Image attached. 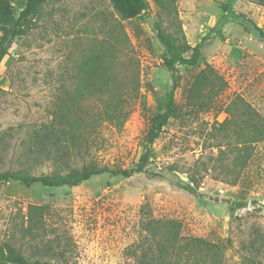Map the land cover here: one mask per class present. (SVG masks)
<instances>
[{
	"label": "rangeland",
	"instance_id": "obj_1",
	"mask_svg": "<svg viewBox=\"0 0 264 264\" xmlns=\"http://www.w3.org/2000/svg\"><path fill=\"white\" fill-rule=\"evenodd\" d=\"M147 1L130 19L110 0L47 3L5 54L0 26L1 171L132 168L148 147L157 174L105 173L73 187L0 182V244L52 264H264V138L253 129L264 127V38L254 30L264 31V5ZM9 2L18 16L25 0ZM158 24L202 43L196 66H176L175 110L160 129L171 72ZM29 204L50 212L29 224ZM158 219L226 248L173 245L149 227Z\"/></svg>",
	"mask_w": 264,
	"mask_h": 264
},
{
	"label": "trees",
	"instance_id": "obj_2",
	"mask_svg": "<svg viewBox=\"0 0 264 264\" xmlns=\"http://www.w3.org/2000/svg\"><path fill=\"white\" fill-rule=\"evenodd\" d=\"M61 0H25V6L21 10L18 16H15L14 9L9 0H0V26L7 27L6 36L4 38V44L2 46L1 54L7 53L11 47L15 37L26 35L31 29L30 19L37 15L40 8L50 2ZM114 9L118 12L121 18L130 19L141 15L144 11L149 9V3L147 0H110ZM257 3L264 5V0H256ZM247 25V24H245ZM254 30H257L261 37L264 38V31L261 27L254 25ZM157 35L160 41L164 44L167 50V57L164 58L165 67L171 72L170 88L167 93L166 110L164 114L159 116L161 128L162 123L168 121L173 115L175 110L174 95L178 86L177 76V64L193 67L196 66L201 59L202 43L191 45L187 42L185 37H178L166 30L163 26L158 24ZM190 52V55H185ZM199 87H195L197 91L201 90L202 84L198 83ZM253 129L260 135V138H264V127L260 125V128L253 126ZM52 129H47V132H51ZM56 135V134H55ZM57 136V135H56ZM150 142L156 137L152 136ZM60 145V138L53 141L52 144ZM59 150V149H58ZM38 151L46 153L42 148ZM61 151V150H60ZM59 151V153H60ZM65 153V152H64ZM52 152L48 150V155ZM152 160L148 147L141 155L136 166L132 168H110L108 166H87L83 165L79 170H69L66 172H53L46 174H30L28 171H12L0 170V182L16 181L26 186L33 184H40L46 187H61L69 186L73 187L79 185L85 181L90 180L94 176L101 174L121 175L124 177H130L137 172L147 171L151 174H156L154 171L148 169L149 165H152ZM157 175V174H156ZM199 187L197 179L193 176L190 177L189 185L187 189L195 192ZM50 212V206L48 204H29L27 212V220L29 224L41 223L45 216ZM156 224L160 226V233L164 235L167 242L179 244L180 240L185 241V245L188 247H198L199 250L213 253L218 255L226 247L218 243H212L203 237L197 236H181V223L174 219H158L151 220L149 227L155 228ZM230 245V240L228 241ZM0 264H52L50 261L41 259H28L21 251L17 250L10 242H3L0 244Z\"/></svg>",
	"mask_w": 264,
	"mask_h": 264
}]
</instances>
